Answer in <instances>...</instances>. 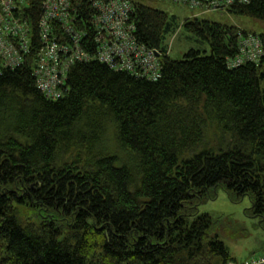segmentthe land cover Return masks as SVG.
Segmentation results:
<instances>
[{"label": "trees", "instance_id": "obj_1", "mask_svg": "<svg viewBox=\"0 0 264 264\" xmlns=\"http://www.w3.org/2000/svg\"><path fill=\"white\" fill-rule=\"evenodd\" d=\"M25 1L36 33L43 0ZM130 1L137 43L160 54L157 80L78 62L65 95L48 100L35 53L0 71V264H242L264 254L231 257L194 208L222 187L248 196L264 221V35L259 62L230 69L248 33L190 19L183 31L211 53L174 60L175 18ZM226 12L264 22V0Z\"/></svg>", "mask_w": 264, "mask_h": 264}, {"label": "built area", "instance_id": "obj_2", "mask_svg": "<svg viewBox=\"0 0 264 264\" xmlns=\"http://www.w3.org/2000/svg\"><path fill=\"white\" fill-rule=\"evenodd\" d=\"M92 14L84 20L78 9L80 0H43L37 31L24 19L25 0H0V71L16 69L32 53L37 56L34 76L48 100H58L65 94V85L57 76L67 75L69 65L98 61L116 72H128L139 78L155 81L160 78V63L156 51L137 43L135 28L130 22L134 7L130 0H85ZM182 2H184L182 0ZM249 0L192 1L194 7L226 11L234 3ZM84 23L86 25L84 26ZM91 31L87 30V26ZM92 54L84 53V49ZM262 56V41L256 35L239 36L238 54L227 61L228 68L247 62L258 63ZM65 62V65H63ZM139 66L143 74H139ZM61 69V70H60ZM233 264V263H230ZM242 264H264V254Z\"/></svg>", "mask_w": 264, "mask_h": 264}, {"label": "rangeland", "instance_id": "obj_3", "mask_svg": "<svg viewBox=\"0 0 264 264\" xmlns=\"http://www.w3.org/2000/svg\"><path fill=\"white\" fill-rule=\"evenodd\" d=\"M183 1L137 0L143 5L175 18V33L166 40L169 56L174 60H182L190 50L200 51L206 56L211 53L207 43L199 42L183 31L184 22L195 18L191 16L195 9L207 13L200 16V20L236 27L249 35H264V22L229 14L226 11L209 10L202 6L194 7L190 4L192 1ZM211 15L224 16V18L216 20ZM194 208L197 209L199 215L207 214L211 218L210 234L217 236L218 240L226 246L231 257L243 262L264 251V221L252 213V204L248 196L239 198L235 194H229L222 187H218ZM19 210L28 220L34 221V213L30 209L22 207Z\"/></svg>", "mask_w": 264, "mask_h": 264}, {"label": "bare ground", "instance_id": "obj_4", "mask_svg": "<svg viewBox=\"0 0 264 264\" xmlns=\"http://www.w3.org/2000/svg\"><path fill=\"white\" fill-rule=\"evenodd\" d=\"M84 53L85 54H88V55H91L92 54V50H89L88 48H85L84 49ZM29 56V55H28ZM28 56H26L25 58H24V61H25V59L28 57ZM157 58H159V56H157ZM86 63V62H81V61H77V60H75V61H73L70 65H69V67H68V70L70 69V67L73 65V64H75V63ZM24 63V62H23ZM23 65V64H22ZM36 65H37V56H36V59H35V66H34V68H33V73H34V70H35V68H36ZM63 65H65V62H63ZM61 70V69H60ZM67 73H68V71H67ZM139 74L140 75H142L143 74V67L142 66H139ZM33 76H34V74H33ZM66 76L67 75H65V73L64 72H62V70H61V72H60V74L57 76V78H56V81H57V83L58 84H61V85H65V83H66ZM34 78H35V76H34ZM36 79V78H35ZM36 82H37V80H36ZM38 85V88L40 89V91L44 94V96L46 97V94H45V92L41 89V87H40V85L39 84H37ZM64 88H65V86H64ZM63 88V89H64Z\"/></svg>", "mask_w": 264, "mask_h": 264}, {"label": "crops", "instance_id": "obj_5", "mask_svg": "<svg viewBox=\"0 0 264 264\" xmlns=\"http://www.w3.org/2000/svg\"><path fill=\"white\" fill-rule=\"evenodd\" d=\"M195 12L194 13H192L191 14V16L192 17H195V18H197V19H200V16H202L203 14H207V13H205V12H203L202 10H198V9H195L194 10ZM211 13H209V15H210ZM212 14H217V13H212ZM211 17L213 18V19H216L217 20V18H224V16H219V15H217V16H213V15H211ZM241 30V29H240ZM242 31H244V30H242Z\"/></svg>", "mask_w": 264, "mask_h": 264}]
</instances>
